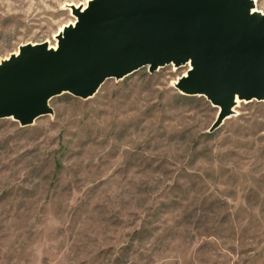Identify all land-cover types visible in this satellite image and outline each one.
<instances>
[{"label":"rangeland","instance_id":"374dc122","mask_svg":"<svg viewBox=\"0 0 264 264\" xmlns=\"http://www.w3.org/2000/svg\"><path fill=\"white\" fill-rule=\"evenodd\" d=\"M85 1L0 0V60L54 44ZM187 70L0 119V264H264V100L209 133L218 108L174 87Z\"/></svg>","mask_w":264,"mask_h":264},{"label":"water","instance_id":"95a60500","mask_svg":"<svg viewBox=\"0 0 264 264\" xmlns=\"http://www.w3.org/2000/svg\"><path fill=\"white\" fill-rule=\"evenodd\" d=\"M75 21L47 42L0 60V119L27 126L52 114L49 100L87 99L106 79L141 68L188 66L174 87L218 108L208 132L236 101L264 100V14L253 0H88L68 6Z\"/></svg>","mask_w":264,"mask_h":264},{"label":"bare ground","instance_id":"6f19581e","mask_svg":"<svg viewBox=\"0 0 264 264\" xmlns=\"http://www.w3.org/2000/svg\"><path fill=\"white\" fill-rule=\"evenodd\" d=\"M87 1H88V0H87ZM87 1H85V3H83V6H84V7L86 6V2H87ZM253 1H254L255 5H256L257 0H253ZM71 16H72V14H71ZM72 17L74 18V16H72ZM74 19H75V18H74ZM74 19H73L72 21H70L69 23H73V22H74ZM61 30H62V27L58 30V32H60ZM58 32H57V33H58ZM57 33H56V34H57ZM56 34L54 35V44L48 43L49 46L52 47V48H56V38H55ZM184 75H185V73H184ZM240 102H242V101L237 100V101H236V105H238Z\"/></svg>","mask_w":264,"mask_h":264}]
</instances>
